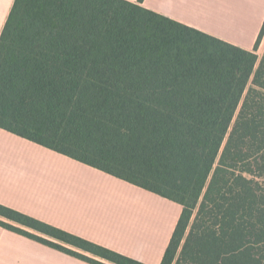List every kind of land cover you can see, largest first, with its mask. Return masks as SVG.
Here are the masks:
<instances>
[{
	"label": "trees",
	"instance_id": "trees-1",
	"mask_svg": "<svg viewBox=\"0 0 264 264\" xmlns=\"http://www.w3.org/2000/svg\"><path fill=\"white\" fill-rule=\"evenodd\" d=\"M126 0H15L0 129L182 206L161 264H264V24L249 51ZM90 264H145L0 204Z\"/></svg>",
	"mask_w": 264,
	"mask_h": 264
},
{
	"label": "crops",
	"instance_id": "crops-1",
	"mask_svg": "<svg viewBox=\"0 0 264 264\" xmlns=\"http://www.w3.org/2000/svg\"><path fill=\"white\" fill-rule=\"evenodd\" d=\"M14 3L0 0V36ZM141 5L249 51L264 24V0ZM0 204L145 264H161L182 212L175 202L3 129ZM0 264L90 263L0 226Z\"/></svg>",
	"mask_w": 264,
	"mask_h": 264
},
{
	"label": "rangeland",
	"instance_id": "rangeland-1",
	"mask_svg": "<svg viewBox=\"0 0 264 264\" xmlns=\"http://www.w3.org/2000/svg\"><path fill=\"white\" fill-rule=\"evenodd\" d=\"M263 52H264V45L258 50L259 57H262Z\"/></svg>",
	"mask_w": 264,
	"mask_h": 264
}]
</instances>
